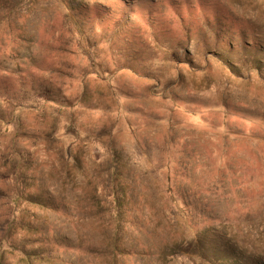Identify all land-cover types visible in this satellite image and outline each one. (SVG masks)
I'll return each mask as SVG.
<instances>
[{"label":"rangeland","instance_id":"374dc122","mask_svg":"<svg viewBox=\"0 0 264 264\" xmlns=\"http://www.w3.org/2000/svg\"><path fill=\"white\" fill-rule=\"evenodd\" d=\"M13 208L33 264H264V0H0V264H30Z\"/></svg>","mask_w":264,"mask_h":264},{"label":"trees","instance_id":"16d2710c","mask_svg":"<svg viewBox=\"0 0 264 264\" xmlns=\"http://www.w3.org/2000/svg\"><path fill=\"white\" fill-rule=\"evenodd\" d=\"M72 54H74V53H72ZM56 73L61 74L62 77L72 78V76H70L68 74H62V72H59V71H56ZM95 74L98 75V73H95V72L83 73V75L86 76V77H88L90 75H95ZM64 84L66 85V83L60 82V85H64ZM83 88L85 89V86H83ZM41 98L43 100V103H42L43 106H45V107L50 106L52 108L54 107L55 109L60 108L59 110L66 109V108L70 109V110L71 109H76V108H78V106L80 104H82L84 108H88V109H96L97 108L96 106H90L89 107L88 105H86V103L81 99V97L79 95H74L72 92H71L70 95H68V94L62 95V91H60L59 92V98L50 97L49 95H46V94L44 96H42ZM72 98H74L75 100H73ZM20 109L23 110V111H28V112L35 110L34 107H30L29 105H23V104L20 105ZM47 128L48 127H45V129H43V130H45V132H48L49 129H47ZM50 130H52V129H50ZM71 146H72V144L70 145V147ZM66 155L70 156V149L67 151ZM31 171H34V168H32V165L29 166L28 163L26 165L25 162H24L23 165L16 167L12 172H13V174H21V176H20L21 177V182H22L21 184H23V185L25 184V187L31 188L32 185H30V183H28L30 181V179L27 177L28 172H31ZM33 179H34V177H32L31 180L33 181ZM111 182H112V184H114L113 180H111V181H106V180L103 181L100 184V186L96 188V190L98 188H100V187H105V188L108 187L111 184ZM19 192L20 191H18V194H16V196H10L9 197L11 199V203L16 202L17 200H20L21 198L23 200L27 201V199H24L22 192H20V193ZM15 198H16V200H15ZM103 201L100 198V200L97 201V202H99L98 205L99 204L102 205L104 203L103 206H102L103 211L105 213H108L109 211L112 212L111 210H113V209H120V208L124 207V205H126V203H127V197H125V193L123 191L118 192L117 190L114 189L113 194L112 193L111 194H107ZM107 202H109L111 204L107 205ZM36 203L39 204V205L43 204V203H41L39 201H37ZM112 204H113L114 207H113V209H110ZM123 209H126V208H123ZM44 210L48 211V209H44ZM50 210H52V209H50ZM30 212H31V209H26V208L25 209H18V208L8 209V214H7L8 215V221H7L8 222V227H7L6 231H5V233H6L7 240L10 239L16 233V230L14 231V229H16L18 227V225L20 223H22L21 224V228L22 229H26L25 230L26 234L24 235V237H23L24 239L22 240L24 242L23 243V247H22L21 250L20 249L19 250L22 253H26L27 249H25V248H27V246L35 244L36 247H35L34 251H32L31 257H30L31 258L30 264H33V262H32L33 259H35V258H44L45 257L42 254V252L49 250L50 240H49V238L46 237L44 231L41 234V237L37 236L39 234V232H40V229H41L40 227L39 228L38 227H33L32 223L31 224H29V223L25 224L24 223V220L27 217L26 215L30 214ZM126 213L127 212H125V214L124 213H118V214L115 215V217L116 216L119 217L118 221H121V224H120L121 226L119 225L116 229H114V230H116V232H119V234H120V232L122 233V231H123L122 230L123 229L122 226L124 225L125 222H127L126 219H125L126 218L125 217ZM102 218H104V217H102ZM28 232L29 233L32 232V234L27 235ZM11 246L15 249L14 245H9V249L11 248ZM118 247L115 246L113 248V253L114 252H118ZM119 252L122 253L123 251H119Z\"/></svg>","mask_w":264,"mask_h":264}]
</instances>
